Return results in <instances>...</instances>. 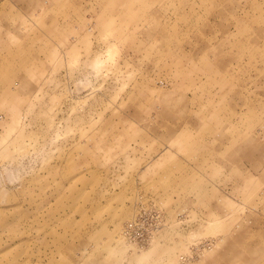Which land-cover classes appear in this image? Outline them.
Returning a JSON list of instances; mask_svg holds the SVG:
<instances>
[{"label":"rangeland","instance_id":"rangeland-1","mask_svg":"<svg viewBox=\"0 0 264 264\" xmlns=\"http://www.w3.org/2000/svg\"><path fill=\"white\" fill-rule=\"evenodd\" d=\"M0 264H264V0H0Z\"/></svg>","mask_w":264,"mask_h":264},{"label":"bare ground","instance_id":"bare-ground-1","mask_svg":"<svg viewBox=\"0 0 264 264\" xmlns=\"http://www.w3.org/2000/svg\"><path fill=\"white\" fill-rule=\"evenodd\" d=\"M122 230H123V225L121 226V229H120V239H121V241H122L123 244L129 246V245L126 244V242H125V238H124L123 235H122Z\"/></svg>","mask_w":264,"mask_h":264}]
</instances>
